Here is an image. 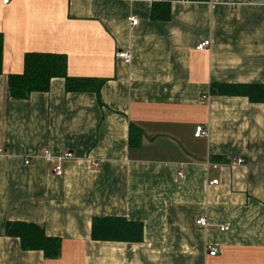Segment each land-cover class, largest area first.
<instances>
[{"label": "crops", "instance_id": "1", "mask_svg": "<svg viewBox=\"0 0 264 264\" xmlns=\"http://www.w3.org/2000/svg\"><path fill=\"white\" fill-rule=\"evenodd\" d=\"M0 33V264H264V102L211 91L264 84V0H0ZM27 52L64 54L100 95L55 77L12 97ZM46 148L74 153L62 175ZM108 216L143 239H93ZM9 221L61 238L59 256L24 250Z\"/></svg>", "mask_w": 264, "mask_h": 264}, {"label": "trees", "instance_id": "2", "mask_svg": "<svg viewBox=\"0 0 264 264\" xmlns=\"http://www.w3.org/2000/svg\"><path fill=\"white\" fill-rule=\"evenodd\" d=\"M169 18L168 12L164 16ZM163 17V18H164ZM4 37L0 33V72L2 71ZM67 58L61 53L27 52L24 71L9 75L10 95L17 99L28 98L31 93L48 91L51 80L63 77L68 91H94L100 95L103 80L76 78L67 75ZM211 91L224 94H243L253 102H264V84H225L212 85ZM136 127L132 125L131 128ZM133 134H138L134 132ZM8 235L18 237L24 250H42L48 257H57L61 250V238L49 236L44 228L36 223L9 221L6 225ZM92 238L116 241H141L143 224L123 217H94Z\"/></svg>", "mask_w": 264, "mask_h": 264}, {"label": "built area", "instance_id": "3", "mask_svg": "<svg viewBox=\"0 0 264 264\" xmlns=\"http://www.w3.org/2000/svg\"><path fill=\"white\" fill-rule=\"evenodd\" d=\"M3 3H9L10 0H2ZM130 21L133 25H137L138 24V18L136 16H131L130 17ZM208 45H210V41L209 40H206V41H203L201 43H199L197 45V49H203V48H206ZM117 56L122 58L127 64H130L132 62V54L130 51L128 50H121L117 53ZM208 133V130L207 128L202 125V124H199L196 126V129H195V133L194 135L196 137H201L205 134ZM3 149L2 147L0 146V153H2ZM43 156L46 157L49 161L52 162L53 166H52V171L54 174L56 175H62L63 172H64V168H63V164L62 162H64L65 159H70L74 156V153L71 152V151H67L65 152L64 154L62 155H59V156H54L52 154V152L50 151V149L46 148L43 150L42 152ZM30 160L27 159L26 160V163H29ZM244 162V158L242 157H239V158H233L232 161H231V165H239L241 163ZM95 166L98 165L97 162L94 163ZM211 183L215 184V183H218V179H213L211 181ZM197 223L202 225V226H206L208 224V221L205 217H200L198 220H197ZM217 248L216 247H212L211 245L209 246V253L211 255H216L217 253Z\"/></svg>", "mask_w": 264, "mask_h": 264}]
</instances>
